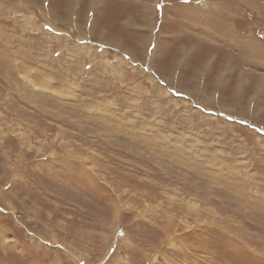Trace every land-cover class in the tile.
<instances>
[{
  "label": "rangeland",
  "instance_id": "rangeland-1",
  "mask_svg": "<svg viewBox=\"0 0 264 264\" xmlns=\"http://www.w3.org/2000/svg\"><path fill=\"white\" fill-rule=\"evenodd\" d=\"M0 264H264V0H0Z\"/></svg>",
  "mask_w": 264,
  "mask_h": 264
},
{
  "label": "snow or ice",
  "instance_id": "snow-or-ice-1",
  "mask_svg": "<svg viewBox=\"0 0 264 264\" xmlns=\"http://www.w3.org/2000/svg\"><path fill=\"white\" fill-rule=\"evenodd\" d=\"M158 7H159V5H158Z\"/></svg>",
  "mask_w": 264,
  "mask_h": 264
}]
</instances>
